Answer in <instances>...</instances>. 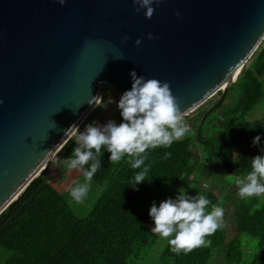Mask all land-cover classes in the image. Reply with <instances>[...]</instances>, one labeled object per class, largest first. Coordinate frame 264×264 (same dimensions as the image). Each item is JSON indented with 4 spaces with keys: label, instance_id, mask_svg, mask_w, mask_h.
Returning a JSON list of instances; mask_svg holds the SVG:
<instances>
[{
    "label": "water",
    "instance_id": "1",
    "mask_svg": "<svg viewBox=\"0 0 264 264\" xmlns=\"http://www.w3.org/2000/svg\"><path fill=\"white\" fill-rule=\"evenodd\" d=\"M134 8L132 0H0V214L105 87L130 88V70L168 81L183 116L221 91L201 130L264 37V0H159L150 18Z\"/></svg>",
    "mask_w": 264,
    "mask_h": 264
},
{
    "label": "trees",
    "instance_id": "2",
    "mask_svg": "<svg viewBox=\"0 0 264 264\" xmlns=\"http://www.w3.org/2000/svg\"><path fill=\"white\" fill-rule=\"evenodd\" d=\"M105 95L103 91L101 100ZM228 96L233 102L224 111L225 118L214 116L207 121L221 104L207 115L201 130L199 126L208 110L203 106L208 100L196 110L199 115L187 114L183 118L189 129L196 128L194 139L204 142L222 166L228 170L235 168V173L243 176L250 170L248 159L259 154L258 145H251V138L259 133L264 140V120L254 119L244 128L237 127L240 118L264 97V37L229 87ZM115 119L117 123L121 119L117 109ZM207 122L213 128L220 125L223 129L214 138L222 145L221 151L203 138ZM192 145L193 137L187 133L167 148L148 150L145 163L150 166L149 172L146 181L140 182L135 191L127 184L138 169L130 168L126 159L112 164L102 147L101 167L92 178L102 190L90 212L82 217L72 212L66 194L47 178L53 165L50 162L0 214V246L13 251V256L0 264H142L156 240L146 225L148 206L152 201L159 203L175 186L195 174ZM76 146L73 136L56 156L68 157ZM232 147L240 152L237 163L230 159ZM165 152L170 153L167 159L163 158ZM206 196L212 204L217 200L213 193ZM244 199L249 203L237 210L236 230L227 244L226 232L220 227L216 235L207 236L210 243L206 247L175 254L166 244L159 260L164 264H210L211 250L224 245L219 251L224 250L226 264H264V195ZM244 235L257 240L252 249L245 245L249 243L244 241Z\"/></svg>",
    "mask_w": 264,
    "mask_h": 264
},
{
    "label": "clouds",
    "instance_id": "3",
    "mask_svg": "<svg viewBox=\"0 0 264 264\" xmlns=\"http://www.w3.org/2000/svg\"><path fill=\"white\" fill-rule=\"evenodd\" d=\"M58 3L63 4L64 0H58ZM132 3L135 5L134 11L143 9V16L150 18L159 0H132ZM174 15L179 16L180 13ZM145 36L153 39L151 32ZM127 38L125 35L122 40ZM140 42L139 37L133 41L135 45ZM128 75L130 88L115 100V108L121 118L119 123L110 118L103 123L93 120L85 124L82 130L78 123L73 124L70 129H74L78 146L71 149L70 156L63 159L56 156L51 160L56 167L76 169L81 173L82 180H74L66 188L70 199L77 204L83 203L88 196L92 178L101 167L104 151L112 164L126 159L130 168L138 169L127 184L135 191L140 182L146 181L149 172L150 166L145 163L148 150L167 148L189 131L168 81L146 79L143 75H137L135 70H130ZM112 103L113 97L109 95L107 104ZM250 143L258 145L259 154L248 159L250 170L234 179L236 194L241 199L264 194V140L257 133ZM169 155V152H165L163 158L167 159ZM230 157L233 163H237L240 154L232 150ZM101 190L102 186H98L97 193ZM223 212V208L219 204H212L205 194L197 192L189 195L184 188H178L173 197H166L159 203L150 202L147 215L152 226L149 230L166 241L170 252L187 254L193 248L206 247L210 243L205 237L222 227Z\"/></svg>",
    "mask_w": 264,
    "mask_h": 264
},
{
    "label": "rangeland",
    "instance_id": "4",
    "mask_svg": "<svg viewBox=\"0 0 264 264\" xmlns=\"http://www.w3.org/2000/svg\"><path fill=\"white\" fill-rule=\"evenodd\" d=\"M105 98L104 100H100V102L93 107V109L88 113V115L84 118L80 125H82V129L85 124L96 120L100 123H103L106 119H115V100L119 98V94L114 91L111 87H105ZM221 91L217 92L214 96L208 99V102L204 103L203 109H209L214 103L219 100ZM111 95L113 97V103L107 104V98ZM230 96L225 98L222 102V106L217 109L215 112L211 113L209 118L207 119L210 122V118L214 116L220 117V119L225 118L224 111L227 109L229 105L233 102L230 100ZM104 105V106H100ZM219 107V106H217ZM198 111V110H197ZM196 110L191 112L192 115H199ZM254 119L264 120V97L258 102V104L246 113L244 116L240 118V122H237L238 128H244L249 122ZM185 120V119H184ZM117 122V121H116ZM203 128V138L207 141H210L215 150H220L222 145L215 142V136H220L221 132L223 133V129L221 126H213L211 123H208ZM195 129H189V136L193 137V145H192V155L193 160L192 164L196 166L195 174L192 175L189 179H186L184 182L175 186L172 192L167 197H173L176 194L178 188H184L185 192L189 195H195L197 192L203 193L205 195H209L213 193L216 196V202L214 204H219L224 212L222 218V229L226 232L225 241L226 244L230 241L234 231L236 230V212L239 208L245 207L249 200L241 199L236 194V185L234 184V179L242 177L240 174L235 173V168L227 169L218 162V158L212 156V150L206 147V144L199 142L194 139ZM216 131H215V130ZM215 133V135H214ZM233 150L235 147H232ZM220 151L218 152L220 155ZM240 154L239 149L235 150ZM220 157V156H219ZM61 159L65 157H59ZM200 166V168H199ZM204 169V171H203ZM47 178L51 181L52 184L56 185L69 199V204L72 212L79 217L87 215L92 209L95 202L100 195L97 193L98 185L92 183V187L88 193V196L85 198L83 203H75L70 199L66 192V188L77 179L82 180L81 173L76 169H67L65 167H56L54 165L51 166L49 173L47 174ZM264 195V194H261ZM146 225H148L149 229L152 226V221L149 218L146 221ZM221 228H218L211 235H216ZM156 240L148 250L147 256L143 259L142 264H164L159 260L158 256L164 249L166 245V241L159 238L158 234H155ZM205 239L209 240L206 236ZM243 239L245 242L249 244H245L249 249H252L256 241L255 239L244 235ZM224 245L211 250V258L210 264H226L224 261ZM246 248V251L249 250ZM13 256V251L8 248L0 246V263L7 260L8 258Z\"/></svg>",
    "mask_w": 264,
    "mask_h": 264
}]
</instances>
